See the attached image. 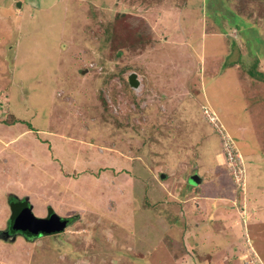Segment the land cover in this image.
Segmentation results:
<instances>
[{
	"label": "rangeland",
	"instance_id": "obj_1",
	"mask_svg": "<svg viewBox=\"0 0 264 264\" xmlns=\"http://www.w3.org/2000/svg\"><path fill=\"white\" fill-rule=\"evenodd\" d=\"M0 264H264V0H0Z\"/></svg>",
	"mask_w": 264,
	"mask_h": 264
},
{
	"label": "trees",
	"instance_id": "obj_2",
	"mask_svg": "<svg viewBox=\"0 0 264 264\" xmlns=\"http://www.w3.org/2000/svg\"><path fill=\"white\" fill-rule=\"evenodd\" d=\"M128 17L127 14L123 13V12H116L115 13V18L112 20V26L115 27V25H118V28H120V31L118 33V35H115L116 37V42L118 44L121 45V47H129V46H133L134 45V41H135V38L138 37L137 34H139L137 32H134L133 29H130L126 27V22L125 19ZM236 19H232V21H241V17L237 14V16H235ZM230 22L228 24H233L235 25L236 27H238L239 29V25L236 23V22ZM243 22V25L244 24V21ZM125 27V28H124ZM242 34H245L246 31L245 30H239ZM133 34V37L130 36V34ZM149 39V42L152 40V38H150L148 35H147V38H139V42L142 46H145L147 43H148V40ZM253 39V38H252ZM131 40V41H130ZM133 42V43H132ZM140 45V46H141ZM114 53H113V56L115 57H119L122 53V49H114L113 50ZM181 78V77H180ZM180 78H178L177 80L179 81ZM190 94H192V91L190 92ZM161 101H163V96L160 98ZM18 121H20L19 118L15 117L14 115L10 114L8 118H6L5 120H3V122H5L6 124L8 125H13L14 123H17ZM31 129V128H30ZM232 139H233V136H232ZM7 203L8 205H10V215H9V220H8V224H7V232L9 234H12L10 233L11 231H16L13 227H12V221L14 219V217L17 215V213L24 207V206H28V203L25 201V200H22V199H18V198H12V197H7ZM53 213L52 211H50L49 214ZM68 219V223H69V220H71L70 218L66 217ZM32 237V236H30Z\"/></svg>",
	"mask_w": 264,
	"mask_h": 264
},
{
	"label": "water",
	"instance_id": "obj_3",
	"mask_svg": "<svg viewBox=\"0 0 264 264\" xmlns=\"http://www.w3.org/2000/svg\"><path fill=\"white\" fill-rule=\"evenodd\" d=\"M17 5L20 6L21 2L18 1ZM128 82L132 86L137 85L134 72L128 75ZM199 181V177L195 176L193 184H197ZM67 224L68 219L66 217H59L55 213H51L47 217H37L31 212L29 206H24L12 221V227L27 236L58 233L63 231Z\"/></svg>",
	"mask_w": 264,
	"mask_h": 264
},
{
	"label": "built area",
	"instance_id": "obj_4",
	"mask_svg": "<svg viewBox=\"0 0 264 264\" xmlns=\"http://www.w3.org/2000/svg\"><path fill=\"white\" fill-rule=\"evenodd\" d=\"M226 131V130H225ZM226 134H227V140H226V144H229V143H231L232 142V147H233V139H232V137L230 136V134L226 131ZM231 147V150L232 151H229V153L227 154V158H228V160H233L234 162H231L230 161V163H235V164H238V165H241L242 164V159L240 158V154L237 152V150L235 149V148H232ZM229 154H230V156H229ZM243 170L242 169H240L239 170V174L242 172ZM238 179H240L239 177H238Z\"/></svg>",
	"mask_w": 264,
	"mask_h": 264
},
{
	"label": "clouds",
	"instance_id": "obj_5",
	"mask_svg": "<svg viewBox=\"0 0 264 264\" xmlns=\"http://www.w3.org/2000/svg\"><path fill=\"white\" fill-rule=\"evenodd\" d=\"M203 109V113H204V115L206 116V118L210 121V123H213L210 119H209V117L207 116V114H206V112H205V110L207 109V111H209L216 119H218V117L216 116V114H215V112L214 111H212V110H210L206 105L202 108ZM240 154V153H239ZM161 174H163L164 175V173H162V172H160ZM194 185H196V184H194ZM51 234H53V233H51Z\"/></svg>",
	"mask_w": 264,
	"mask_h": 264
},
{
	"label": "crops",
	"instance_id": "obj_6",
	"mask_svg": "<svg viewBox=\"0 0 264 264\" xmlns=\"http://www.w3.org/2000/svg\"><path fill=\"white\" fill-rule=\"evenodd\" d=\"M240 147H241L242 151L245 152V150L242 148V145H240ZM248 160H249V162H247V163H250L251 164L252 163V160H253V157L252 156H248ZM256 163H257V161L253 162V166L256 165ZM257 166L260 169V165L258 164ZM188 181H189V179H188ZM217 184L219 185V186L218 185H215V187L217 186L216 187L217 190L221 189L222 186L219 183H217Z\"/></svg>",
	"mask_w": 264,
	"mask_h": 264
},
{
	"label": "bare ground",
	"instance_id": "obj_7",
	"mask_svg": "<svg viewBox=\"0 0 264 264\" xmlns=\"http://www.w3.org/2000/svg\"><path fill=\"white\" fill-rule=\"evenodd\" d=\"M228 83H230V82H228ZM231 84V83H230ZM233 84V83H232ZM218 86V85H217ZM219 87V86H218ZM211 89H213L212 87H211ZM220 91V90H219ZM219 91H217L218 92V96L220 95L221 96V93L219 94ZM235 91V90H234ZM212 92V94H214V95H216L215 94V92H213V91H211ZM223 100V99H222ZM220 215H222V214H220ZM221 217V216H220ZM227 218V217H226ZM225 221H227V219L225 220Z\"/></svg>",
	"mask_w": 264,
	"mask_h": 264
},
{
	"label": "flooded vegetation",
	"instance_id": "obj_8",
	"mask_svg": "<svg viewBox=\"0 0 264 264\" xmlns=\"http://www.w3.org/2000/svg\"><path fill=\"white\" fill-rule=\"evenodd\" d=\"M39 235L42 236L43 234H39ZM39 235H32V238H33V237H39Z\"/></svg>",
	"mask_w": 264,
	"mask_h": 264
}]
</instances>
